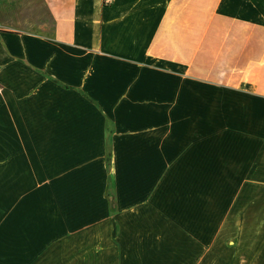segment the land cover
I'll return each instance as SVG.
<instances>
[{
  "label": "crops",
  "instance_id": "0c3cea01",
  "mask_svg": "<svg viewBox=\"0 0 264 264\" xmlns=\"http://www.w3.org/2000/svg\"><path fill=\"white\" fill-rule=\"evenodd\" d=\"M0 66V264H264V0H0Z\"/></svg>",
  "mask_w": 264,
  "mask_h": 264
},
{
  "label": "rangeland",
  "instance_id": "374dc122",
  "mask_svg": "<svg viewBox=\"0 0 264 264\" xmlns=\"http://www.w3.org/2000/svg\"><path fill=\"white\" fill-rule=\"evenodd\" d=\"M1 66H2V64H1ZM1 66H0V68H1ZM110 184V183H109ZM108 192H109V194H111L112 193V190H111V187L109 186V188H108Z\"/></svg>",
  "mask_w": 264,
  "mask_h": 264
}]
</instances>
